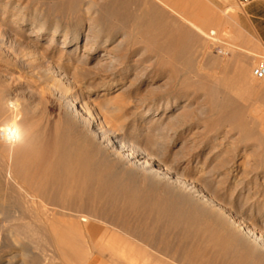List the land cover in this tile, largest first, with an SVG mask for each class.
I'll list each match as a JSON object with an SVG mask.
<instances>
[{
	"label": "rangeland",
	"instance_id": "374dc122",
	"mask_svg": "<svg viewBox=\"0 0 264 264\" xmlns=\"http://www.w3.org/2000/svg\"><path fill=\"white\" fill-rule=\"evenodd\" d=\"M13 1L25 17L33 12L50 14V22L56 13L51 10L59 4L58 0ZM175 1L176 11H184L193 25L156 2L161 13L149 14L147 19L156 20L145 31L138 35L130 23L127 36L118 35L105 48L101 41L96 51L87 54L83 52L86 33L89 23L100 17L103 0H72L71 13L62 21L70 29L77 26L80 39L63 52L58 50L63 31L50 50V35L33 37L31 23L20 27L12 21L15 14L3 0L0 92H10L34 118L49 119L52 128L63 112L56 94L67 91L74 106L86 110L85 117L101 123L102 130L93 129L97 146L102 132L117 134L121 143L149 155L175 178L194 184L235 218L249 222L264 240V142L256 137V118L264 117V80L253 76V70L264 63V45L247 27L241 0ZM132 5L131 13L136 10ZM212 31L216 38L210 36ZM106 50L111 58L104 61ZM100 62L103 65L98 66ZM55 66L71 80L69 90L48 72ZM238 74L236 89L225 90ZM172 104L176 107L167 110ZM242 117L251 129L243 131L236 125ZM151 125H157L158 131L142 133ZM3 136L0 131V141ZM234 168L237 172L232 173ZM171 189L176 192L174 184L164 181L159 194L165 198ZM62 208L77 212L73 220L82 226L92 220L107 225L132 243L134 252L146 256L135 259L128 247L109 238L101 242L104 250H94L85 239L81 247L96 264H154L151 257L161 264H239L226 261L216 248L191 243L167 230L155 214L136 212L127 198L114 201L101 191H84L82 197L73 193Z\"/></svg>",
	"mask_w": 264,
	"mask_h": 264
},
{
	"label": "bare ground",
	"instance_id": "6f19581e",
	"mask_svg": "<svg viewBox=\"0 0 264 264\" xmlns=\"http://www.w3.org/2000/svg\"><path fill=\"white\" fill-rule=\"evenodd\" d=\"M41 2L48 4L51 1ZM58 2L56 10H51L56 11L52 13L55 14L52 22L49 21L50 14L40 16L33 12L25 17L23 8L13 0H8L6 8L15 14L12 21L20 27L31 23L35 33L33 37L40 39L50 35V50H54L63 31L58 47L61 51L78 44L80 30L77 26L70 29L69 24L62 21L63 16L71 13L72 0L67 4L65 0ZM103 2L100 17L89 23L84 53L96 51L101 41L105 48L118 35L127 36L130 23H133V31L137 34L145 31L156 20L147 19L149 14L152 11L161 13L155 7L156 2L193 25L184 11H176L175 0L168 1L170 4L162 0ZM1 3L3 0H0ZM131 4L136 9L135 13L129 10ZM185 12L187 13L186 10ZM195 29L202 32L197 26ZM210 36L216 38L217 35L212 31ZM109 54L106 50L101 58L107 61L111 58ZM84 59L82 57L83 62ZM97 65L103 64L100 62ZM48 72L55 76L56 83L69 90L71 80L63 70L55 66ZM240 78L241 74L236 75L225 86V90L231 92L236 89V81ZM3 94L5 93L0 92V131L5 133V138L2 139L5 141H0V264H96L98 261L89 259L81 243L88 239L92 249H103L101 242L106 238L116 241L122 248L128 247L135 259H144L146 256L131 249L132 243L121 234L111 231L107 225L92 220L82 226L73 220L77 212L62 208L73 193L82 197L84 191H101L114 201L127 198L136 212L155 214L157 222L167 230L179 233L191 243L218 249L220 256L226 261L264 264L262 233H257L249 222L235 218L228 208L217 203L194 184L175 178L170 169L154 162L149 155L121 143L116 138L117 134L102 132V137L98 140L100 145L97 146L93 129L102 130L101 123L85 117L82 113H86V110L75 107L76 104L74 106V102L69 100L67 91L61 90L56 94L62 103L63 112L59 121L55 122L58 119L55 118L52 128L49 119L34 118L27 108L19 105L18 99L9 95L10 92L8 95ZM175 107L176 104H172L167 110ZM256 120L259 122L256 137L264 142V117ZM246 121L242 117L236 125L243 131L251 129ZM156 126L151 125L149 129L143 128L141 131L145 134L155 133L158 131ZM15 129L19 130L21 138L16 141L8 140L6 130ZM137 140L139 142L140 138ZM234 171L235 168L231 172ZM140 173L143 176L141 180L137 178ZM164 181L174 184L176 192L171 189L162 198L159 189ZM151 258L154 264L162 263Z\"/></svg>",
	"mask_w": 264,
	"mask_h": 264
},
{
	"label": "crops",
	"instance_id": "0c3cea01",
	"mask_svg": "<svg viewBox=\"0 0 264 264\" xmlns=\"http://www.w3.org/2000/svg\"><path fill=\"white\" fill-rule=\"evenodd\" d=\"M241 1L244 5V19L247 27L264 45V0Z\"/></svg>",
	"mask_w": 264,
	"mask_h": 264
},
{
	"label": "built area",
	"instance_id": "2783aa9c",
	"mask_svg": "<svg viewBox=\"0 0 264 264\" xmlns=\"http://www.w3.org/2000/svg\"><path fill=\"white\" fill-rule=\"evenodd\" d=\"M253 76L257 80H263L264 79V63H261L258 67H256L253 70Z\"/></svg>",
	"mask_w": 264,
	"mask_h": 264
},
{
	"label": "clouds",
	"instance_id": "9594fccd",
	"mask_svg": "<svg viewBox=\"0 0 264 264\" xmlns=\"http://www.w3.org/2000/svg\"><path fill=\"white\" fill-rule=\"evenodd\" d=\"M7 138L10 141H16L21 138L20 132L18 129L15 130H6Z\"/></svg>",
	"mask_w": 264,
	"mask_h": 264
}]
</instances>
